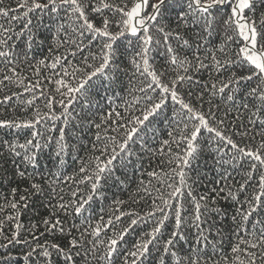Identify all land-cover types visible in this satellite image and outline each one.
Instances as JSON below:
<instances>
[{"label": "snow or ice", "instance_id": "1", "mask_svg": "<svg viewBox=\"0 0 264 264\" xmlns=\"http://www.w3.org/2000/svg\"><path fill=\"white\" fill-rule=\"evenodd\" d=\"M261 9L264 0H17L21 16L0 6V16L7 23L0 24V58L12 73L4 75L0 84L12 83L13 77L23 84L16 69L7 66L14 60L17 64L28 61L35 42L33 29L38 26L32 14H42L36 17L38 21L48 16L49 30L54 27L49 56L34 66L37 81L24 87L27 93L40 88L39 96L24 99L22 93L13 92L0 101L7 105L15 97L21 110L32 113L23 119H0V129L13 137L0 139V155L12 159L14 176L27 179V166L35 169L45 149L62 168L65 157L77 150L79 139L69 142V128L95 129L93 154L81 164L78 178L64 176L58 168L47 174V187L33 179L18 199L19 189H11L13 199L8 205L14 215L0 220V264H21L12 251L17 245L26 249L22 253L25 264H53L54 258L56 264L60 260L77 264V258L80 264H117V260L120 264H165L169 252L177 255L175 243L186 240V233L193 229L197 244L203 242L205 249L193 247L182 264H209L203 259L207 246L221 248L225 239L231 243L232 259L225 256L217 264H264ZM14 23L21 24L16 31ZM25 37L28 51H17L14 42ZM68 56L78 59L73 62ZM42 68L53 71L44 76ZM203 72L209 74L207 81L200 75ZM42 80L49 85L47 89ZM40 97L45 98L44 111L33 108ZM117 99L120 103L113 107ZM245 117L260 131L249 128ZM160 125L167 138L157 141ZM57 128L59 135L54 137L51 133ZM256 136L261 138L258 143ZM156 142L160 146L154 150ZM137 144L139 152L132 147ZM141 153L159 155V171L147 172L148 182L141 179L128 201L115 199L109 208L101 205L97 212L96 202L108 198L105 189L123 186L129 179L126 170L131 158L142 160ZM205 154L218 168L227 165L244 173L238 184L240 194L252 187L243 200L228 189L224 198L238 206L231 218L235 229L227 237L213 219L222 211L216 205L225 189H212L215 195L196 191L200 177L193 165ZM118 169L124 170L123 179L116 174ZM69 181L76 188L68 189L66 196L60 185ZM33 196L47 198L50 215L25 226L21 214ZM141 203L140 211L125 208ZM69 217L79 223L68 224ZM125 220L129 221L126 225ZM6 224L11 225L10 234L4 231ZM141 224L147 231L141 230L128 246L126 237ZM169 226L170 235L162 242L164 255H160ZM56 233L66 244L58 242Z\"/></svg>", "mask_w": 264, "mask_h": 264}, {"label": "trees", "instance_id": "2", "mask_svg": "<svg viewBox=\"0 0 264 264\" xmlns=\"http://www.w3.org/2000/svg\"><path fill=\"white\" fill-rule=\"evenodd\" d=\"M0 6L16 10L13 12V14H19L23 15V11L17 10V0H3V3L0 4ZM264 10V9H261ZM26 11V9H25ZM42 15L39 12L32 14L33 24L38 25L33 29V35L35 36V42L32 45V49L28 51L25 40H18L15 41L14 44H17L19 47L17 51H28V61L25 63H19L14 60V62L10 65H8V68H15L17 73L20 74L21 77H23V84H20L16 77H13L12 83H9L7 81H4L3 84H0V101L3 100V97L5 95H11L13 92H19L23 94L24 99H30L31 96L34 94L36 96H39L40 88H37L34 90V93H27L24 92V87L28 86L31 87V85L35 84L37 81V77L34 75L35 72V63L37 60L42 58H47L49 56V47L53 44V41L51 39L52 32L54 31V27L52 30H49L50 28V19L48 16H44L43 21H38L36 17ZM259 15V11L257 12V16ZM0 24H4L7 26L6 20L4 17L0 16ZM13 30L16 31L21 27L20 23H14L12 24ZM61 52H63L65 55H68L67 52L64 51V49H60ZM68 59L73 60L75 62L78 58H73L71 56H68ZM51 62L50 60L48 61ZM44 76H47L52 73L53 70L51 69H41ZM12 73L7 70L5 67V63L3 61V58H0V80H3L4 75H11ZM203 77V81H207L209 78V74L207 72H203L200 74ZM42 87L47 89L49 85H47L46 81H41ZM250 86H255L254 84ZM44 97H40L38 101L34 102L33 108H40L41 111H44L43 103H44ZM205 99L207 100L208 97L206 96ZM217 101H219V97L216 98ZM120 103V100H116L115 103L112 104L113 107H115L117 104ZM239 103V101H238ZM20 101L13 98V101L7 105L0 103V119H23L25 116H30L32 113L31 111H24L21 110L19 107ZM58 107V106H57ZM207 104L205 105V111H207ZM77 111H79V107H77ZM123 111V109H121ZM233 116L236 115V113L233 111ZM98 122V120H97ZM249 128H253L254 126L247 123V117L244 118L243 121ZM240 121H237V124H239ZM236 129H234L235 131ZM242 130V129H241ZM254 131H260L259 126L254 127ZM7 130L0 129V139H13V137L6 135ZM70 140L69 142H73V139L79 138L77 143V150L72 151L70 154H68L65 157V162L62 168L59 165V161L47 150L45 149L42 153H40L39 156V164L38 166L33 169L31 166H27V176L28 178H20L18 176H14V165L12 163V159L8 157L6 154L0 155V207H2L4 210L0 212V220L4 219L5 216L13 214L12 209L8 205V202L13 199L11 189L13 187H17L19 189V192L16 199L19 198V194H24V189L30 187L31 180H35L37 183L45 184V187H47V184L45 183V178L47 177V174L52 171L55 172L58 168L63 172L64 176H68L70 178H78L79 168L81 164L88 160V158L93 154L92 153V140L94 139V132L95 129L93 128L91 131H83V130H77L73 131L71 127L68 130ZM162 133V135H160ZM52 136H58L59 135V129L57 128L55 131L51 133ZM23 136H21L20 140L23 142ZM161 138H167V132L164 130L163 125L159 126V132L157 141ZM236 140H240V137H234ZM260 137L256 136L255 141L258 143L260 141ZM247 140H245V143ZM159 143L156 142L154 144V150L156 148H159ZM133 150L139 152V145H133ZM174 147V146H173ZM143 159L137 160L136 157H132V164L129 165V168L127 171V176L129 179L125 181V184L123 186L119 185H112L111 187H108L105 189V195L108 197L106 200H98L94 207L96 208L97 212L100 211L101 205L105 207V209L109 208L113 204V200L115 199H122L125 201L129 200L130 195L135 193L136 187L139 184V181L143 179L145 183L148 182L149 177L147 176V172L157 170L159 171V168L161 166V158L159 155L156 157H150L149 155H145L141 153ZM16 163L20 165V167L23 169L25 168V165L21 163L19 159L16 160ZM193 167L197 170L199 174V181L196 187V191L198 194H204L208 193L209 195H215L214 192H212V189H216V191H219L221 188H224L225 191L221 193V198L218 199L217 205L219 208H221V213L219 215H214L213 219L216 220L219 224H221L225 230V236H229L232 234V231L235 229V224L232 221V216L235 214L236 207L238 206L235 201H233L231 198L225 199L224 197L227 195V191L229 188H231L234 192L237 193L238 199L243 200L245 196H247L252 191V187L250 186L248 188V191L240 194L238 192V184L242 182L241 177L243 176V172L240 170L233 171V169L229 166H224L223 168H218V166L213 162L212 157L205 154L204 156L200 157V159L194 163ZM118 176H121L123 179L124 170H117L116 173ZM62 179V178H61ZM256 181L254 180L252 184L254 185ZM60 187H63L65 189V195H70L68 192V189H75L76 185L71 183L69 181L66 184H61ZM81 190L84 189V186H80ZM47 198L46 197H36L33 196L29 199V207L24 210L21 214V223L25 226H28L31 223H37L41 221L44 217H47L50 215V210L45 207V204H47ZM55 203V201H53ZM134 208L137 211H140L141 208L144 207L143 203H141L139 206L135 204H126L125 208ZM105 215V220H107V213H103ZM61 218H63V215L61 214ZM256 217L254 216L253 219ZM68 224L71 223H79L78 221H73L71 217L67 218ZM129 221L125 220L124 224L126 225ZM150 226V225H149ZM257 228H259V225H257ZM11 225L6 224L4 227V231L6 234H10ZM41 230L42 227H41ZM147 231V228L143 224L139 226V228L135 229L133 232L129 233V235L126 237V240L128 241V246H131V244L134 242V239L136 236L140 234V231ZM248 230L252 231L251 224L248 225ZM171 231V226H169L168 229H165L163 233V238L161 240V247H160V255H164L163 253V247L162 242L163 240H166ZM109 235H112V232L109 231ZM214 235V233H213ZM187 239L183 241H177L174 245V249L177 252V255L175 257L171 256V252H169L165 256V264H182L185 257L191 254V249L193 247L199 246L202 250L205 249V245L203 242H200L197 244L196 240V233L195 229H193L191 232L186 233ZM48 239H51L52 237H47ZM56 238L58 242H62L66 244V239L60 238L59 233H56ZM209 239H212V236L209 237ZM217 240L219 237L216 238ZM43 242V241H41ZM236 242V237H232V243ZM26 249L22 245H17L15 248L12 249L15 256L21 259V264H25V262L22 259V253ZM206 251L208 255L204 257L203 259L209 261V264H217V261H222L223 257L227 256L229 259H232V253H231V243L227 239H225L223 246L221 248L213 249L211 245H208L206 248ZM153 253L155 255V249H153ZM159 257L157 256V259ZM53 264H56V260L54 258ZM59 264H63V261L60 260ZM77 264H80L79 258H77ZM117 264H120L119 260H117Z\"/></svg>", "mask_w": 264, "mask_h": 264}]
</instances>
